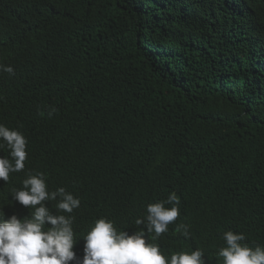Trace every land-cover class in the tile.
Here are the masks:
<instances>
[{"label":"trees","instance_id":"1","mask_svg":"<svg viewBox=\"0 0 264 264\" xmlns=\"http://www.w3.org/2000/svg\"><path fill=\"white\" fill-rule=\"evenodd\" d=\"M14 1L38 18L23 41L35 80L93 114L73 120L87 138L37 153L32 170L50 188L88 181L86 196L118 231L140 230L146 206L175 192L210 222L200 234L237 230L264 245V55L250 54L251 38L264 35V5ZM0 107L31 119L22 101ZM191 228L187 238L170 229L161 238L178 249L200 239Z\"/></svg>","mask_w":264,"mask_h":264},{"label":"clouds","instance_id":"2","mask_svg":"<svg viewBox=\"0 0 264 264\" xmlns=\"http://www.w3.org/2000/svg\"><path fill=\"white\" fill-rule=\"evenodd\" d=\"M240 1L217 3L226 9ZM38 25L16 1L0 0V102L16 108L22 101L31 118L24 122L0 107V264H264V245L243 232L216 227L200 234L210 222L175 192L146 206L135 221L140 230L118 231L86 196L88 181L50 188L46 174L32 170L40 150L60 151L88 137L74 117L93 118L84 104L35 80V58L23 41ZM263 38H251V56L264 55ZM193 226L200 239L178 249L161 238L169 229L187 238Z\"/></svg>","mask_w":264,"mask_h":264}]
</instances>
